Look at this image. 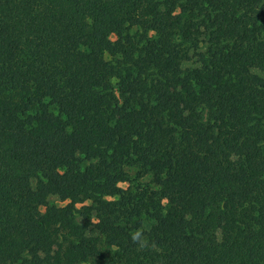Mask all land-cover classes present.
Segmentation results:
<instances>
[{
	"label": "trees",
	"instance_id": "1",
	"mask_svg": "<svg viewBox=\"0 0 264 264\" xmlns=\"http://www.w3.org/2000/svg\"><path fill=\"white\" fill-rule=\"evenodd\" d=\"M0 264H264V0H0Z\"/></svg>",
	"mask_w": 264,
	"mask_h": 264
},
{
	"label": "rangeland",
	"instance_id": "2",
	"mask_svg": "<svg viewBox=\"0 0 264 264\" xmlns=\"http://www.w3.org/2000/svg\"><path fill=\"white\" fill-rule=\"evenodd\" d=\"M253 74L258 75V76H261V74H260V72L258 70H255ZM140 182H142V184H144V183L146 184V183L149 182V178L141 179ZM51 201L53 203H55L56 205H58V206L63 205V204L66 203V202H61V201L57 200L56 198H52Z\"/></svg>",
	"mask_w": 264,
	"mask_h": 264
},
{
	"label": "clouds",
	"instance_id": "3",
	"mask_svg": "<svg viewBox=\"0 0 264 264\" xmlns=\"http://www.w3.org/2000/svg\"><path fill=\"white\" fill-rule=\"evenodd\" d=\"M132 240L133 241H138L141 245V247H143L146 243L145 240L141 239V233L139 231L135 232L133 235H132Z\"/></svg>",
	"mask_w": 264,
	"mask_h": 264
}]
</instances>
